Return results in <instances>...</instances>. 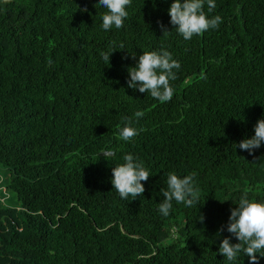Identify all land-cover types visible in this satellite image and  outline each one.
Returning a JSON list of instances; mask_svg holds the SVG:
<instances>
[{
  "label": "trees",
  "instance_id": "obj_1",
  "mask_svg": "<svg viewBox=\"0 0 264 264\" xmlns=\"http://www.w3.org/2000/svg\"><path fill=\"white\" fill-rule=\"evenodd\" d=\"M172 2L132 0L123 27L104 30L98 0H0V264H250L227 261L221 241H239L217 231L245 191L264 202V144L238 147L264 118V0L205 4L222 23L190 40ZM161 48L180 63L168 102L127 86ZM129 120L139 134L124 141ZM129 153L150 177L122 199L112 169ZM170 172L197 173L200 198L164 217Z\"/></svg>",
  "mask_w": 264,
  "mask_h": 264
},
{
  "label": "clouds",
  "instance_id": "obj_2",
  "mask_svg": "<svg viewBox=\"0 0 264 264\" xmlns=\"http://www.w3.org/2000/svg\"><path fill=\"white\" fill-rule=\"evenodd\" d=\"M131 2L132 0H98L99 5L108 9L102 17V28L104 30H110L113 26L116 29L122 28L124 20L128 17L126 7L130 6ZM205 4L208 12L216 7L215 0H173L171 3L168 9L170 24L185 40H190L194 35H202L209 29H217L222 23L219 15L208 17L204 11ZM79 10L83 13L87 12L88 8L85 6ZM157 23L163 35L170 32L162 22ZM112 53L113 51L101 52L100 55L106 63H109ZM48 64L51 66L52 61L49 60ZM179 68L180 63L163 48L159 51L143 52L139 56L138 64L128 69L127 86L140 93L147 92L160 102H168L174 95V88L171 86V81L177 78L174 70ZM134 115L139 118L143 116V112L138 111ZM254 133L251 138H245L238 144L241 150L247 151L250 155L264 144V118L257 121ZM138 134L139 131L131 126L129 120L120 129L119 138L129 141ZM103 153L105 159L112 155L110 152ZM123 159L125 161L123 164L112 169L111 183L122 199H127L129 195L135 199L145 192L144 184L141 182L147 181L150 173L143 161L133 154H126ZM196 176L195 172L183 177L172 172L167 174V188L161 189L163 200L158 208L164 217L169 216L173 201L188 207L198 204L200 189L197 186ZM237 205L238 207L230 209L227 224L221 225L217 234L222 233L226 227L227 232L239 242L233 244L230 242L231 237L223 238L219 245V253L227 261L232 262L237 260L240 252H243L250 258V264H259V259L264 257V202L250 200L248 191H245ZM199 220L204 221L203 214L199 215Z\"/></svg>",
  "mask_w": 264,
  "mask_h": 264
},
{
  "label": "rangeland",
  "instance_id": "obj_3",
  "mask_svg": "<svg viewBox=\"0 0 264 264\" xmlns=\"http://www.w3.org/2000/svg\"><path fill=\"white\" fill-rule=\"evenodd\" d=\"M0 173H1V168H0Z\"/></svg>",
  "mask_w": 264,
  "mask_h": 264
}]
</instances>
